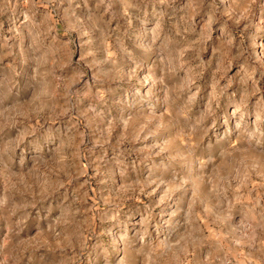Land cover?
Here are the masks:
<instances>
[{"label":"rangeland","instance_id":"obj_1","mask_svg":"<svg viewBox=\"0 0 264 264\" xmlns=\"http://www.w3.org/2000/svg\"><path fill=\"white\" fill-rule=\"evenodd\" d=\"M0 264H264V0H0Z\"/></svg>","mask_w":264,"mask_h":264}]
</instances>
